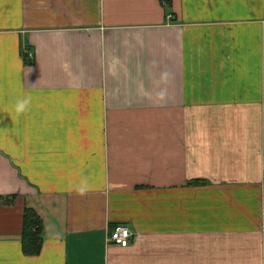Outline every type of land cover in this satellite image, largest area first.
I'll return each instance as SVG.
<instances>
[{
  "label": "crops",
  "instance_id": "obj_1",
  "mask_svg": "<svg viewBox=\"0 0 264 264\" xmlns=\"http://www.w3.org/2000/svg\"><path fill=\"white\" fill-rule=\"evenodd\" d=\"M0 264H264V0H0Z\"/></svg>",
  "mask_w": 264,
  "mask_h": 264
},
{
  "label": "trees",
  "instance_id": "obj_2",
  "mask_svg": "<svg viewBox=\"0 0 264 264\" xmlns=\"http://www.w3.org/2000/svg\"><path fill=\"white\" fill-rule=\"evenodd\" d=\"M193 186H205L206 182L197 181ZM115 229L111 230L113 233ZM43 247V223L39 216L31 209H25L22 229V252L26 257L34 258L41 254Z\"/></svg>",
  "mask_w": 264,
  "mask_h": 264
},
{
  "label": "built area",
  "instance_id": "obj_3",
  "mask_svg": "<svg viewBox=\"0 0 264 264\" xmlns=\"http://www.w3.org/2000/svg\"><path fill=\"white\" fill-rule=\"evenodd\" d=\"M132 234L129 229L118 226L115 228L112 234L108 238V243L115 245L120 248H128Z\"/></svg>",
  "mask_w": 264,
  "mask_h": 264
},
{
  "label": "clouds",
  "instance_id": "obj_4",
  "mask_svg": "<svg viewBox=\"0 0 264 264\" xmlns=\"http://www.w3.org/2000/svg\"><path fill=\"white\" fill-rule=\"evenodd\" d=\"M31 105V97L30 96H22V97H19L17 100H16V103H15V111L17 113H23L25 111H27L29 109Z\"/></svg>",
  "mask_w": 264,
  "mask_h": 264
}]
</instances>
